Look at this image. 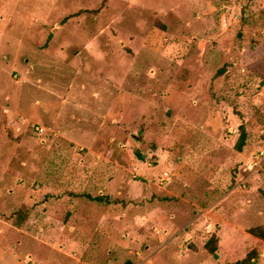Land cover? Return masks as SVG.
<instances>
[{"label":"rangeland","instance_id":"rangeland-1","mask_svg":"<svg viewBox=\"0 0 264 264\" xmlns=\"http://www.w3.org/2000/svg\"><path fill=\"white\" fill-rule=\"evenodd\" d=\"M260 224L264 0H0V264H264Z\"/></svg>","mask_w":264,"mask_h":264},{"label":"trees","instance_id":"trees-1","mask_svg":"<svg viewBox=\"0 0 264 264\" xmlns=\"http://www.w3.org/2000/svg\"><path fill=\"white\" fill-rule=\"evenodd\" d=\"M246 131L244 129V126L241 125V132L240 135L236 141L235 147L238 150H242L243 147L246 144ZM94 200L96 201H109L108 197H104L103 195H98L96 197H93ZM25 215H23L24 217ZM21 217V218H23ZM20 218V219H21ZM19 219V220H20ZM19 224V221H18ZM249 232L252 233L253 235L259 237L261 240H264V224H260L254 227H251L249 229ZM206 249L215 257H218V253H217V237L215 235H212V237L210 239H208V241L206 242ZM225 264H256L254 260H252V256L246 257L242 260H238L236 262H227Z\"/></svg>","mask_w":264,"mask_h":264}]
</instances>
